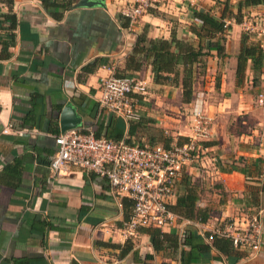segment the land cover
Instances as JSON below:
<instances>
[{
  "label": "crops",
  "instance_id": "0c3cea01",
  "mask_svg": "<svg viewBox=\"0 0 264 264\" xmlns=\"http://www.w3.org/2000/svg\"><path fill=\"white\" fill-rule=\"evenodd\" d=\"M56 1L44 8L40 0H0V264H264V113L257 115L259 109L264 112V62L257 86L251 84L249 61L235 84L241 31L232 15L239 0H159L131 25L118 12L131 0H103L104 7H73L77 0L65 7ZM263 9L264 3L242 7L240 13ZM194 11L221 14L230 24L222 32L221 56L210 48L203 73L196 66L188 102L179 86L153 82L148 64L124 70L142 29L149 38L173 34L196 44ZM116 73L146 82L135 108L137 120L98 106L101 79ZM255 89L261 104L257 97L252 101ZM65 105L79 119L73 128L164 147L190 134L191 112L204 115L210 132L203 141L206 150L183 168L176 194L187 176L196 188L195 205L207 209L208 217L195 227L178 220L160 229L178 240L188 232L195 238L174 244L167 236L154 249L147 227L124 237L122 223L131 202L122 199L128 198L76 166L51 173L53 136L61 133ZM253 214L261 223L257 253L211 245L208 235L216 225Z\"/></svg>",
  "mask_w": 264,
  "mask_h": 264
},
{
  "label": "built area",
  "instance_id": "2783aa9c",
  "mask_svg": "<svg viewBox=\"0 0 264 264\" xmlns=\"http://www.w3.org/2000/svg\"><path fill=\"white\" fill-rule=\"evenodd\" d=\"M158 1L131 0L121 5L118 12L131 25L148 9L156 8ZM229 24V20L223 21L224 31ZM239 26L264 49V9L244 14ZM145 94L143 79L111 74L100 81L97 103L125 120H137L136 104ZM261 101L262 95L258 94L257 103ZM190 114L193 117L190 134L184 141L172 142L167 147L146 141H113L76 128L64 130L53 136L56 148L49 161L50 171L58 175L70 166L79 167L103 178L118 197L128 198L131 207L122 223L124 237L133 235L140 227H172L178 220L195 227L201 222L180 219L168 208L183 168L199 159L206 150L202 142L210 135L204 115L199 111ZM5 131L3 128L2 132ZM211 234L229 238L232 247L246 249L252 255L262 244L258 214L225 220L212 228Z\"/></svg>",
  "mask_w": 264,
  "mask_h": 264
},
{
  "label": "trees",
  "instance_id": "16d2710c",
  "mask_svg": "<svg viewBox=\"0 0 264 264\" xmlns=\"http://www.w3.org/2000/svg\"><path fill=\"white\" fill-rule=\"evenodd\" d=\"M72 2L73 0H60L58 4L68 7ZM40 3L44 8H48L56 6L57 1L40 0ZM262 3H264V0H239L237 2V13L232 15L233 20L235 22L241 20L240 17L243 14L241 15L240 9L242 7H254ZM194 17L199 21L197 26L191 27V32L197 38L196 44L178 39L173 34L170 35L169 39L149 38L146 36L145 29H142L140 33L135 35L131 50L125 57L124 70H137L142 64H148L153 82L179 86L183 100L188 102L191 97V86L194 81L196 66L199 73H203L209 49L214 48L216 55L221 56L222 42L224 40L222 35L224 31L223 15L220 14L215 17L208 11H194ZM235 59V84L238 85L242 81L246 64L249 61L251 84L252 86H257L262 72L264 53L258 47L257 41L249 33L243 31L240 33L239 48ZM115 75L122 74L116 73ZM202 144L203 146L206 145L205 142H202ZM179 183L182 186V190L176 194L174 202L168 205L169 210L180 218L204 222L208 217V211L195 205L197 199L195 186L187 181V176L185 175L181 177ZM122 202L130 205V201L125 198L122 199ZM145 229L149 233L152 247L154 249L160 248L168 235L156 227H147ZM168 237L172 243L176 244L177 242L187 243L189 242L188 238H195L196 236L188 232L183 233L180 236V240L175 236ZM210 238L212 240L211 245L214 247H218V242H221L224 246L230 244V240L227 237L211 234Z\"/></svg>",
  "mask_w": 264,
  "mask_h": 264
},
{
  "label": "water",
  "instance_id": "95a60500",
  "mask_svg": "<svg viewBox=\"0 0 264 264\" xmlns=\"http://www.w3.org/2000/svg\"><path fill=\"white\" fill-rule=\"evenodd\" d=\"M73 7H91V6H100L104 7L103 0H77L73 5ZM79 122V119L75 116L73 109L65 105L60 112L59 116V128L60 132L64 130L73 128L76 123Z\"/></svg>",
  "mask_w": 264,
  "mask_h": 264
},
{
  "label": "rangeland",
  "instance_id": "374dc122",
  "mask_svg": "<svg viewBox=\"0 0 264 264\" xmlns=\"http://www.w3.org/2000/svg\"><path fill=\"white\" fill-rule=\"evenodd\" d=\"M244 14H246V13H243V15H244ZM243 15H242V16H243ZM242 16L240 17V19L242 18ZM240 19H239V20H240ZM237 23H238V26H239V22H237ZM239 28H240V26H239ZM240 31L242 32L241 28H240ZM253 38H254V37H253ZM254 39H255V38H254ZM255 40H256V39H255ZM254 91H255V93H252V94H253V96H252V101H253V102H255V98L257 97V92H258V90L255 89ZM256 111H257V110H256ZM262 113H264V112H263L261 109H259V111L257 112V115L259 116V115L262 114Z\"/></svg>",
  "mask_w": 264,
  "mask_h": 264
}]
</instances>
